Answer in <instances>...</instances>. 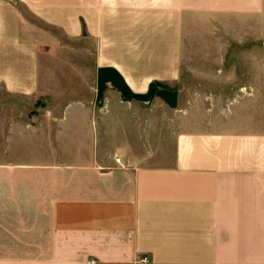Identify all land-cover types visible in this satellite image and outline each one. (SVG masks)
<instances>
[{
	"label": "crops",
	"instance_id": "1",
	"mask_svg": "<svg viewBox=\"0 0 264 264\" xmlns=\"http://www.w3.org/2000/svg\"><path fill=\"white\" fill-rule=\"evenodd\" d=\"M228 39L264 43V0H0V97L53 101L1 107L0 264H264V89L183 76L227 80Z\"/></svg>",
	"mask_w": 264,
	"mask_h": 264
},
{
	"label": "rangeland",
	"instance_id": "2",
	"mask_svg": "<svg viewBox=\"0 0 264 264\" xmlns=\"http://www.w3.org/2000/svg\"><path fill=\"white\" fill-rule=\"evenodd\" d=\"M49 30H54L58 34L61 35V29L57 26L47 25ZM86 28L84 24L82 25V33L79 39L72 40L68 39L64 36V44L56 49H50L47 52V58L49 60H53V65H50L49 68L53 69L57 74L60 75H71L75 73L74 66L77 63H82L87 60L88 51H87V37H86ZM226 42V41H225ZM229 45L227 50L223 54V65L218 66L211 64L208 66V74H216L222 73L226 75L225 81H209V82H196L191 80L188 74L184 73V79H186V84L193 87H204L211 90L221 89V86L225 87L226 85H230L235 87L232 82L229 81L232 74L238 78V84L235 87V90L244 91L243 89H247L251 91V89L263 90L264 89V43H260L258 41L247 40L241 43H237L233 40H229ZM221 55V50H212L209 51V57L217 59ZM74 64V65H72ZM81 68V66L79 67ZM87 73V71H86ZM253 75L255 77L254 82H248V76ZM230 89V87H228ZM239 91V94H241ZM227 96L223 99L219 98L217 102L223 101L224 110L228 113L231 103L235 100L236 96L230 90L226 92ZM68 95V96H66ZM64 101H59L57 104H64L66 100H71L74 98V91L72 89H68L66 93ZM261 101H263V95H259ZM53 101L48 98H29V97H15V98H7L0 97V111L1 107L12 105L16 106V113L11 116H14L16 119L25 118L28 121L33 117L38 116L35 114V109L44 107L46 105L52 104ZM262 103V102H261ZM96 106H103L102 99H97ZM20 111V112H19ZM7 116L5 114L0 113V117Z\"/></svg>",
	"mask_w": 264,
	"mask_h": 264
},
{
	"label": "built area",
	"instance_id": "3",
	"mask_svg": "<svg viewBox=\"0 0 264 264\" xmlns=\"http://www.w3.org/2000/svg\"><path fill=\"white\" fill-rule=\"evenodd\" d=\"M115 162H119V160L118 159H115ZM86 264H97V261H95V260H89V261H87L86 262Z\"/></svg>",
	"mask_w": 264,
	"mask_h": 264
}]
</instances>
